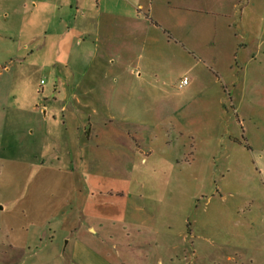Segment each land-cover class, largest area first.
Segmentation results:
<instances>
[{
    "label": "rangeland",
    "instance_id": "374dc122",
    "mask_svg": "<svg viewBox=\"0 0 264 264\" xmlns=\"http://www.w3.org/2000/svg\"><path fill=\"white\" fill-rule=\"evenodd\" d=\"M249 1L235 32L245 41L264 33V0ZM201 8L188 39L163 24V38L135 49L132 74H99L98 137L81 147L61 112L71 86L0 45V264H99L73 249L92 241L120 264H264V121L211 102L224 82L214 87L207 59L223 51L226 19ZM99 222L105 235L86 232Z\"/></svg>",
    "mask_w": 264,
    "mask_h": 264
},
{
    "label": "crops",
    "instance_id": "0c3cea01",
    "mask_svg": "<svg viewBox=\"0 0 264 264\" xmlns=\"http://www.w3.org/2000/svg\"><path fill=\"white\" fill-rule=\"evenodd\" d=\"M0 1L4 2H2L6 6L4 8L8 10V13L0 15L6 25L3 29L0 27V45L4 48L3 43L11 41L13 45L9 49L17 51L22 49L31 58L28 61L30 68L47 69L54 73L56 84L61 83L66 90L70 86L73 89L64 99L61 112L64 118H70L75 126L72 132L74 145L81 147L84 136L88 142L92 136L98 137L92 125V118L98 114V110L91 108L97 99L91 96L97 88L96 80L99 74L104 72L132 74L133 71L130 69L133 66L132 57L135 55V49L140 44L146 47L150 40L155 43L158 38H163L166 33L161 31L160 26L163 24L171 28L173 33L188 39L191 33L190 26L194 22H190L187 17L197 12L198 2L201 3L203 14L211 12L209 15H212L209 8L213 5L217 8L214 13L226 19L224 36L221 38L223 51L218 50L207 59L214 68L211 69L215 74V80L212 78L215 85L213 86L218 88L220 82H224V86L221 85L222 90L219 88L211 97V102L221 106L222 111H227L224 103L229 100L231 105L237 106L235 110L237 114L242 110L243 117L264 121V33H258L260 27H257L256 33L253 31L247 34L249 35L247 42L245 37H239L235 33L236 30L244 33V15L250 6L249 0L245 5H242L241 0ZM145 11L148 15L142 16V12ZM252 16L253 24L260 26V16ZM238 38L241 41H238ZM225 50H229L230 56L234 58L228 65L227 62L220 60L227 52ZM9 53L21 56L13 51ZM248 73H251L252 78L247 91ZM128 86L123 82L121 88ZM247 94L252 96L251 100H246ZM66 100L75 105L70 111L64 105ZM246 103L249 105H245ZM43 113L46 117L47 112ZM47 120L46 117L45 121ZM128 136L133 135L128 132ZM246 146L251 150L250 145ZM86 232L93 234L94 237L106 234L101 222L98 228L87 227ZM117 247V244H113L112 249L116 250ZM78 248L91 249L95 254L103 255L96 257L99 264H120L110 253H102L93 241L82 244L75 242L73 249ZM126 261L124 259L121 264H127Z\"/></svg>",
    "mask_w": 264,
    "mask_h": 264
},
{
    "label": "built area",
    "instance_id": "2783aa9c",
    "mask_svg": "<svg viewBox=\"0 0 264 264\" xmlns=\"http://www.w3.org/2000/svg\"><path fill=\"white\" fill-rule=\"evenodd\" d=\"M186 84H187V82H186V81H184V82H183V84H182V86H184V85H186Z\"/></svg>",
    "mask_w": 264,
    "mask_h": 264
}]
</instances>
